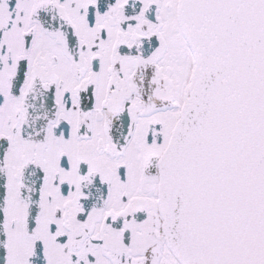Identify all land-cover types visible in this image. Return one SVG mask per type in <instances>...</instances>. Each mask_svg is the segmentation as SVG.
<instances>
[{
	"label": "snow or ice",
	"instance_id": "obj_1",
	"mask_svg": "<svg viewBox=\"0 0 264 264\" xmlns=\"http://www.w3.org/2000/svg\"><path fill=\"white\" fill-rule=\"evenodd\" d=\"M0 264H264V0H0Z\"/></svg>",
	"mask_w": 264,
	"mask_h": 264
}]
</instances>
